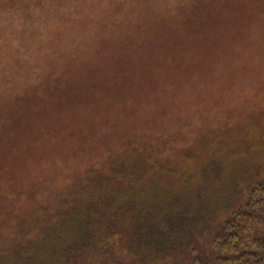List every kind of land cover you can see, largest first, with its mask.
<instances>
[{
	"label": "rangeland",
	"instance_id": "rangeland-1",
	"mask_svg": "<svg viewBox=\"0 0 264 264\" xmlns=\"http://www.w3.org/2000/svg\"><path fill=\"white\" fill-rule=\"evenodd\" d=\"M14 1L0 0V262L42 237L50 259L76 183L121 155L141 170L145 233L121 225L107 254L95 238L104 251L71 262L212 264L264 174V0Z\"/></svg>",
	"mask_w": 264,
	"mask_h": 264
},
{
	"label": "trees",
	"instance_id": "trees-1",
	"mask_svg": "<svg viewBox=\"0 0 264 264\" xmlns=\"http://www.w3.org/2000/svg\"><path fill=\"white\" fill-rule=\"evenodd\" d=\"M14 3L16 4L17 0ZM146 6L148 7V5ZM183 15L182 22L191 25L193 16L185 13ZM154 22L151 19L152 25L148 24L146 30L154 28ZM160 26L169 31L173 27L169 21H163ZM184 32H186L185 29ZM144 59L146 61L148 57ZM158 60L156 59L155 63ZM143 61L140 67L144 64ZM162 61L165 62V60ZM184 62L182 60L180 63ZM165 64L161 66L165 67L166 71H169V67L170 69L175 67L168 62ZM2 67L0 66V68ZM149 68L147 73L154 77L156 70L151 72ZM141 138L140 136V140ZM106 169H109L108 173L104 168L97 170L91 168L90 173L93 179L90 180L92 184L88 188L83 185L78 187V182L76 183L75 188L81 190L82 193L75 206L72 207V213L66 219L72 221L68 226L56 223L50 227L45 224L47 228L62 231L61 236H57L58 240H55L53 235L47 237L48 240L54 241V244L60 243L61 246L50 259L45 257L42 245H39L45 240V237H42L43 239L40 238V241L36 242L37 248L32 250L30 256H27L30 260L20 262L19 256L12 257L9 251L6 257H10V262L2 260L0 264H74L70 260L72 255L89 253L96 257L99 252L104 251V249H99V245L95 242L97 239L102 240V244L104 243L106 247L103 254H107L108 249L114 246L113 238L116 239V228L121 225L133 229L135 234L139 233L140 229L144 230L142 223L138 222V217L143 214L144 210L136 201L138 198L133 196V194H138L141 170L139 171L135 167L134 162H129L121 155L110 157ZM146 211L151 214V211ZM63 227L65 230L62 229ZM143 232L145 233V230L140 232L142 236ZM147 232L149 231L147 230ZM152 233L147 238L152 239L155 236L154 232ZM58 234L60 235V233ZM34 245L35 243H31L29 246H25L24 250L34 247ZM211 247L215 252L212 264H264V174L258 182L250 187L244 202L224 219L221 227L211 239ZM3 252L0 251V254L4 255L5 252ZM188 262L189 264H204L195 258ZM97 263L107 264V261L98 259ZM173 264H184V262L179 260Z\"/></svg>",
	"mask_w": 264,
	"mask_h": 264
}]
</instances>
